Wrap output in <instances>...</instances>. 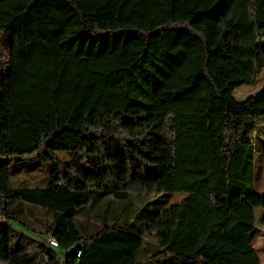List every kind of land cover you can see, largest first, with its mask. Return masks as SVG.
Returning <instances> with one entry per match:
<instances>
[{
  "label": "trees",
  "instance_id": "trees-1",
  "mask_svg": "<svg viewBox=\"0 0 264 264\" xmlns=\"http://www.w3.org/2000/svg\"><path fill=\"white\" fill-rule=\"evenodd\" d=\"M0 34L10 40L0 216L15 221L9 206L19 201L49 218L26 225L30 235L0 225V261L262 264L252 245L264 209L254 192L264 86L242 102L233 94L264 69V0H0ZM41 150L49 183L12 187L20 170L4 158ZM144 193L156 196L133 222L79 230L75 217L90 204ZM178 193L186 197L168 239L146 243Z\"/></svg>",
  "mask_w": 264,
  "mask_h": 264
},
{
  "label": "rangeland",
  "instance_id": "rangeland-1",
  "mask_svg": "<svg viewBox=\"0 0 264 264\" xmlns=\"http://www.w3.org/2000/svg\"><path fill=\"white\" fill-rule=\"evenodd\" d=\"M9 43L10 40L8 35L0 34V83L8 75ZM263 86L264 69L262 74L253 84H246L237 88L233 95L239 102H242L248 97L258 93ZM255 141L256 181L254 192L258 195H264V116L257 120ZM43 154L44 153L41 150L33 155H28L22 158L21 162H18L20 159L18 157L4 158L5 160L12 159L13 170H20V172L11 179L12 187L37 188L44 187L46 183H49L50 167ZM58 156H60V159L63 161L68 160V157L61 155V153H58ZM142 195L144 197L138 199L131 198L128 204L115 202L114 204L109 203L103 206V202L105 201L100 202L99 206H96L94 203L90 204L75 217L79 230L82 231V229H84L83 233H85V235H94L104 225H123L126 222H133L136 219V215L140 214L143 208H145L146 203L156 196L151 193H144ZM185 197V194H175L169 204L159 214L153 217L146 232L143 234L146 243L159 245L168 239L180 216V207ZM9 208L11 216L15 218V221L9 220L5 216H0V225L11 223L13 228L20 230L25 234H29V229L26 225H30L37 230L42 229L41 222L48 221L49 219L39 207H33L23 202L15 201L10 204ZM155 208V206L146 207L145 213H147V211L152 212ZM27 209L30 211L27 212ZM34 214L36 221H31V216ZM255 219L256 230L253 248L258 253L262 264H264V209H255ZM24 224L25 226H23ZM57 252L59 253L60 260L64 262L67 252L61 249H57ZM172 260H174V258H163L160 264H172L174 262L176 264H192L181 261L172 262ZM0 264L7 263L0 261Z\"/></svg>",
  "mask_w": 264,
  "mask_h": 264
},
{
  "label": "built area",
  "instance_id": "built-area-1",
  "mask_svg": "<svg viewBox=\"0 0 264 264\" xmlns=\"http://www.w3.org/2000/svg\"><path fill=\"white\" fill-rule=\"evenodd\" d=\"M44 244L48 247H51V248H59V243L57 242V240L52 237V236H47L45 239H44ZM81 255L78 254V257H80Z\"/></svg>",
  "mask_w": 264,
  "mask_h": 264
},
{
  "label": "water",
  "instance_id": "water-1",
  "mask_svg": "<svg viewBox=\"0 0 264 264\" xmlns=\"http://www.w3.org/2000/svg\"><path fill=\"white\" fill-rule=\"evenodd\" d=\"M260 46H264V41L259 43Z\"/></svg>",
  "mask_w": 264,
  "mask_h": 264
},
{
  "label": "crops",
  "instance_id": "crops-1",
  "mask_svg": "<svg viewBox=\"0 0 264 264\" xmlns=\"http://www.w3.org/2000/svg\"><path fill=\"white\" fill-rule=\"evenodd\" d=\"M41 240V239H40ZM253 246V245H252Z\"/></svg>",
  "mask_w": 264,
  "mask_h": 264
}]
</instances>
